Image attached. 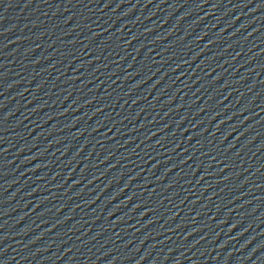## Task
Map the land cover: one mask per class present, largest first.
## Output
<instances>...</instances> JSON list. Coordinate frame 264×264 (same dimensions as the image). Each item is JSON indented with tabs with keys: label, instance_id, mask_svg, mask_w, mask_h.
I'll use <instances>...</instances> for the list:
<instances>
[{
	"label": "water",
	"instance_id": "1",
	"mask_svg": "<svg viewBox=\"0 0 264 264\" xmlns=\"http://www.w3.org/2000/svg\"><path fill=\"white\" fill-rule=\"evenodd\" d=\"M0 264H264V0H0Z\"/></svg>",
	"mask_w": 264,
	"mask_h": 264
}]
</instances>
